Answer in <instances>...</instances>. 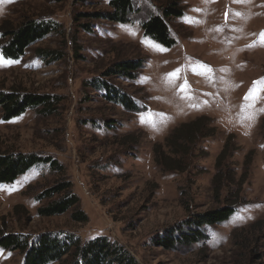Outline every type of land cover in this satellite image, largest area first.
<instances>
[{"label": "rangeland", "instance_id": "1", "mask_svg": "<svg viewBox=\"0 0 264 264\" xmlns=\"http://www.w3.org/2000/svg\"><path fill=\"white\" fill-rule=\"evenodd\" d=\"M109 1L0 0V57L11 61L0 63V94L59 101L53 113L27 107L10 119L0 106V155L54 157L65 169L61 180H71L89 217L75 222L71 210L39 216L48 199L36 197L59 175L42 164L0 183V228L29 236L66 231L84 241L105 235L139 264H264V0H180L183 14L167 19L172 46L143 28L167 0H133L137 11L125 22L95 19L112 12ZM28 19H52L59 29L20 57H7L5 28ZM38 48L62 58H44ZM124 61L140 63L134 78L114 74V65ZM177 69L178 77L169 78ZM99 78L130 96L136 109L103 97L94 88ZM200 116L215 134L194 149L187 171H164L155 150L165 148L175 128ZM228 140L236 178H245L243 201L226 221L204 226L203 239L177 236L175 247L167 239L165 245L162 238L192 222L191 213L217 206L213 177ZM24 260L20 251L0 246V264Z\"/></svg>", "mask_w": 264, "mask_h": 264}, {"label": "trees", "instance_id": "2", "mask_svg": "<svg viewBox=\"0 0 264 264\" xmlns=\"http://www.w3.org/2000/svg\"><path fill=\"white\" fill-rule=\"evenodd\" d=\"M108 5L112 8V12L95 14V19L109 17L112 20L125 22L132 11H137L133 0H110ZM161 10V15H152L146 19L143 22V28L145 33L155 40L172 46L175 40L169 30L167 19L181 16L184 11L183 6L180 0H167ZM83 26L87 28L86 30L92 28L91 23L83 24ZM58 29V23L52 19H28L18 27L7 26L4 33L11 39L4 44L5 55L18 58L31 44L42 41L47 35ZM36 51L44 58L53 60L62 58L55 50L38 48ZM139 64L131 61L116 63L114 67L118 68L114 74L134 78L136 76L134 71ZM96 81L94 88L98 92L102 91L103 97L120 102L130 110L136 109V104L130 96L109 87L103 78ZM55 98L51 95H31L24 98L15 92L2 93L0 94V106L3 107L5 119L21 114L27 107H36L39 111L50 114L55 111V105L59 102ZM40 107L42 108L40 109ZM110 124L115 126L113 123ZM214 134L215 128L210 125L206 116H200L190 122L183 123L166 138L165 148L162 146L155 150V160L158 165L164 168V171L185 172L190 167V158L194 149H199L200 142ZM234 150L235 147L228 140L217 156L216 167L219 170L213 177L212 186L213 198L217 206L203 213H191L192 222L169 232L171 236L162 238L164 244V240L167 239V243L170 241L168 245L175 247V242H178L177 236L179 239H185V242L186 239L190 241L192 239L191 243L197 242L204 238V226L226 221L236 211L237 205L243 201L241 188L245 178H236V172L231 165ZM42 164L50 165L59 175L53 187L48 189L47 194L45 192V194L42 193L36 197L40 201L39 203L42 199H48L47 203L38 208L39 216H57L71 210L73 221L83 223L89 221L88 214L80 208L81 200L74 192L71 180H61V177H65L63 165L50 155L38 153L19 154L18 156L0 155V183L13 182L32 166ZM235 184L240 185L239 188L235 189ZM15 209L18 213V207ZM0 246L23 253L25 264H139L136 257L123 244L105 235L84 241L75 233L66 231H49L29 236L22 232L6 233L0 228Z\"/></svg>", "mask_w": 264, "mask_h": 264}, {"label": "snow or ice", "instance_id": "3", "mask_svg": "<svg viewBox=\"0 0 264 264\" xmlns=\"http://www.w3.org/2000/svg\"><path fill=\"white\" fill-rule=\"evenodd\" d=\"M188 22L191 23L192 21L189 20ZM262 41H264V34H262ZM146 42L147 43H151V42H148V41H146ZM151 46L158 48V50L166 51V49L160 48L158 45L152 44ZM5 62L11 63V61H5L3 57H0V63H5ZM180 72H181V69H177L173 73H169L168 74L169 75V78L178 77V75H179ZM257 83H260V82L258 81ZM153 126H155V125L153 124Z\"/></svg>", "mask_w": 264, "mask_h": 264}]
</instances>
